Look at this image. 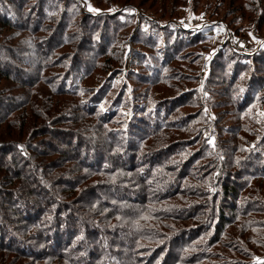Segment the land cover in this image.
<instances>
[{
	"label": "trees",
	"instance_id": "16d2710c",
	"mask_svg": "<svg viewBox=\"0 0 264 264\" xmlns=\"http://www.w3.org/2000/svg\"><path fill=\"white\" fill-rule=\"evenodd\" d=\"M3 17L0 24L11 26ZM64 43L54 38L43 54L31 51L39 67L21 62L30 69L23 81L18 66L0 63V77L20 89L18 95L0 98L2 237L12 241L10 227L16 233L26 221L34 225L36 247L19 248L34 264H203L219 255L217 248L243 251V238L264 230V220L254 218L264 215V206H255L250 193L242 196L253 181L264 185V155L252 153L259 160L250 162L251 172L237 175L233 168L241 170L239 160L235 155L220 160L218 145L211 149L217 154H205L208 147L193 154L199 138L188 139L192 120L175 112L177 104L169 112L162 107L136 115L118 129L113 126L122 114L98 112L91 99L78 112H72V103L53 101L44 106L46 112H38L31 93L40 83L49 95L82 102L78 87L61 86L57 77L44 74L55 68L54 62L51 67L44 63ZM177 136L186 140L176 141ZM242 161L245 165L246 158ZM255 237L252 244H264V237ZM3 246L8 247L0 241ZM42 246L50 251L40 256L36 248ZM7 261L0 254V264Z\"/></svg>",
	"mask_w": 264,
	"mask_h": 264
},
{
	"label": "rangeland",
	"instance_id": "374dc122",
	"mask_svg": "<svg viewBox=\"0 0 264 264\" xmlns=\"http://www.w3.org/2000/svg\"><path fill=\"white\" fill-rule=\"evenodd\" d=\"M3 2L0 16L12 27L0 24V63L18 66L20 81L30 70L21 62L39 67L31 51L43 54L54 38L66 42L44 63L51 67L54 62L55 67L44 74L57 77L61 86L78 87L82 102L73 96L49 95L48 86L40 83L31 93L38 112H46L44 106L52 101L72 103V112H78L83 101L90 104L91 99L98 112L122 114L113 126L118 129L136 115L160 112L162 107L167 112L177 104L175 112L192 120L193 136L188 139L199 138L193 154L206 147L205 154H217L211 149L218 145L220 160L233 155L239 160L241 170L233 168L237 175L251 172L248 165L259 160L252 153L264 155V0H23L4 6ZM16 88L0 77V98L18 95ZM177 137L176 141L186 140ZM251 184L242 196L250 193L254 196L250 201L262 208L264 195L258 192L264 185ZM254 218L264 220V215ZM33 227L28 221L16 233L10 227L12 241L0 233L1 243L11 248L0 249L8 258L6 264H34L19 254L20 245L36 247ZM257 235L264 237V230L244 237L243 251L213 249L219 255L202 263L264 264V244H252ZM36 250L40 256L50 251L43 246Z\"/></svg>",
	"mask_w": 264,
	"mask_h": 264
},
{
	"label": "snow or ice",
	"instance_id": "6c2138e0",
	"mask_svg": "<svg viewBox=\"0 0 264 264\" xmlns=\"http://www.w3.org/2000/svg\"><path fill=\"white\" fill-rule=\"evenodd\" d=\"M89 7H91V6H89ZM92 10H94V11H99V9H92Z\"/></svg>",
	"mask_w": 264,
	"mask_h": 264
}]
</instances>
